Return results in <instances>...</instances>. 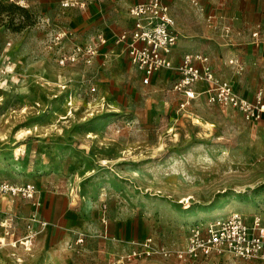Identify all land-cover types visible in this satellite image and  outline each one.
Instances as JSON below:
<instances>
[{
  "label": "rangeland",
  "instance_id": "374dc122",
  "mask_svg": "<svg viewBox=\"0 0 264 264\" xmlns=\"http://www.w3.org/2000/svg\"><path fill=\"white\" fill-rule=\"evenodd\" d=\"M1 1L13 10L0 21V186L32 183L38 193L28 199L0 190V264H264L227 253L176 255L193 223L264 208V122L223 111L206 96L187 102L175 89L178 70L144 85L127 60L60 64L62 47L126 28V2L80 11L60 0ZM170 1L181 32L178 55H206L219 77L251 96L264 88V55L246 63L244 43L226 45L222 29L206 22L218 12L239 31L245 16L251 24L264 19V0ZM70 24L76 33L58 45L56 33ZM55 194L90 196L106 211L109 229L119 218L122 239L135 238L119 242L124 261L105 256L110 230L108 238L77 233L55 242L48 220ZM149 236L172 254L127 260Z\"/></svg>",
  "mask_w": 264,
  "mask_h": 264
},
{
  "label": "built area",
  "instance_id": "2783aa9c",
  "mask_svg": "<svg viewBox=\"0 0 264 264\" xmlns=\"http://www.w3.org/2000/svg\"><path fill=\"white\" fill-rule=\"evenodd\" d=\"M24 5V0H10ZM93 0H60L62 7L70 10H85ZM225 1V0H224ZM195 4H199L195 0ZM132 28L118 34L113 40L125 53L134 69L140 74L144 84H150L153 77L163 70H178L179 79L175 89L181 92L187 102L205 95L212 105L219 106L223 111L234 109L240 111L248 120L264 122V88H259L252 99L240 93L234 85L220 78L213 70L209 58L201 53L185 54L180 64L173 59L174 48L178 43L177 20L172 5L165 0H140L130 7ZM216 17H208L209 25ZM233 25L227 22L222 30L227 38L233 33ZM250 42H264V23L259 22L249 27ZM74 31L71 27L60 28L55 38L58 45L64 40H70ZM108 45V39L103 33L97 35L91 43H73L71 48H61L59 61L61 65L84 63L91 65L94 60L103 55L107 57L110 51L101 52ZM111 49V48H110ZM243 69L238 58L231 61ZM205 85L202 90L197 86ZM185 105V104H184ZM2 191H12L28 199L37 196L35 184L14 186L3 183ZM187 245L176 250L178 258L183 260H198L213 254L227 253L235 258L259 260L264 262V208L247 216L239 211H233L223 217L214 218L207 223H193L189 228ZM82 240V239H81ZM156 254L170 256L171 250L158 245L153 237H146L139 242L126 259L141 256L151 257ZM124 260H120L119 263Z\"/></svg>",
  "mask_w": 264,
  "mask_h": 264
},
{
  "label": "crops",
  "instance_id": "0c3cea01",
  "mask_svg": "<svg viewBox=\"0 0 264 264\" xmlns=\"http://www.w3.org/2000/svg\"><path fill=\"white\" fill-rule=\"evenodd\" d=\"M103 1L104 0H93L91 2V4L88 6V8L90 9L92 5L102 6ZM138 1H140V0H115V3L117 6L122 5L124 2L127 3L130 23L126 28H124L120 32H114V34H115L114 37L107 36L106 32H103V31L100 32V33H103L105 35V37L108 39V45L102 47L101 52H104L106 50H112V51H110V53L108 54L107 57H104L103 55L98 56L94 60V62H97L99 60L104 61L103 58H105L107 60V62L109 59L110 60L115 59L117 61L127 60L130 64V66L132 67L127 55L125 53H123V51L120 47L114 46L113 40L115 39V37L118 34L132 28L133 20H132V17L130 15L129 10H130V7ZM165 1L169 4H173V3H171L170 0H165ZM217 1L220 2L221 0H216L215 2L217 3ZM201 6H202V4H201ZM96 8H98V7H96ZM87 9L80 10V11H87ZM92 9H93V12H95V8H92ZM211 15L215 16L216 18L214 19V23L209 25L208 17ZM175 18H177V15ZM231 18L232 17H226L223 15L219 16L218 12H215V13L210 12L206 16V22L208 23L207 25L209 28H211L214 31H217V30H221L222 26L227 22H231L233 25V28L236 27L235 20H233ZM259 22L264 23V19L257 20L256 22L251 24L249 19L245 16L244 18L241 19V24L243 25L242 29H239V31H234V29H233V33L230 37L231 39H227L223 35L224 40H227L226 45H228V46L244 43L243 45H245V48L247 51L246 57H245L246 63L256 62L257 60H259L261 58V56L263 57V55H264V42L260 43V44H252L250 42L249 27L256 24V23H259ZM68 27H71L73 29L74 34L76 33V29L73 25L70 24V25H68ZM176 29H177V33L179 35V39H178L177 45L174 48L173 59L176 62V64H180L182 61V58L185 54L181 56V55H178L176 52L178 50V47H179L180 36H181V32L179 30L178 24H177ZM100 33H98V34H100ZM95 40H96V38H95ZM94 41H86V42H78V43L87 44V43H91ZM69 48H71V47H68L67 49H69ZM186 54H188V53H186ZM84 65H86V64H84ZM134 71H136V73L140 77V81L143 83L142 78H141V74L135 69H134ZM164 75L171 77L173 75V71H170V70L160 71L159 73H157L153 77V80L151 83L157 81L160 77H163ZM222 79H224V78H222ZM224 80H227V79H224ZM227 81H229V80H227ZM144 85H149V84H144ZM233 85L236 88V90H238L240 93H242L244 96H246L249 99H252L254 97L255 92L259 88H262V87H257L256 90L254 91V94L251 96V95L247 94L244 90L239 88L237 84L236 85L233 84ZM204 87H205V85H203V84H199L197 86V88L199 90H202ZM201 96H205V95H201ZM65 195H67V196H65ZM78 199L79 200H77L75 196L71 197L68 194H64V200H63L62 197L58 198V196L55 194L52 202L51 203L49 202L48 207H49V211H50V213H49L50 216H48V218H49L48 220H54L53 221L54 222L53 223V237L55 238V242H70L72 239H74L76 237L77 233H85L87 236L94 238L96 233L102 232L103 234H106V236L108 238V236H109L108 232L110 230L111 231L110 236L112 239H110V240L108 239V241H106V242H111V243H109V245H106V247L104 249V253H105V256H107L108 258H109V256H116L115 259L120 257L117 259L118 260L117 262L119 263L121 258H123V254H121V253H123L127 250V249H125V245L124 244L121 245V243H119V242H131V241L134 242L135 238L134 237L131 238L130 233H128V234L124 235L125 239L124 240L122 239V237L120 236L121 227H120L119 218H117V219H115V221H113L112 225L110 226L111 229H109V224L107 223L106 211H104L101 208V206L99 205V202L95 203L90 196L89 197L88 196L83 197L82 200L80 198H78ZM130 238H131V241H130ZM133 248L134 247H132L130 249V252ZM110 264H111V262H110Z\"/></svg>",
  "mask_w": 264,
  "mask_h": 264
},
{
  "label": "trees",
  "instance_id": "16d2710c",
  "mask_svg": "<svg viewBox=\"0 0 264 264\" xmlns=\"http://www.w3.org/2000/svg\"><path fill=\"white\" fill-rule=\"evenodd\" d=\"M13 10V6H6L1 0H0V21L3 20L2 16L6 12H11Z\"/></svg>",
  "mask_w": 264,
  "mask_h": 264
}]
</instances>
